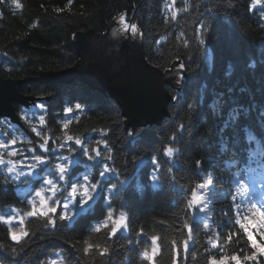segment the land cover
Segmentation results:
<instances>
[{"label": "trees", "instance_id": "obj_1", "mask_svg": "<svg viewBox=\"0 0 264 264\" xmlns=\"http://www.w3.org/2000/svg\"><path fill=\"white\" fill-rule=\"evenodd\" d=\"M124 13L151 65L166 71L179 62L184 70L180 87H167L174 98L168 117L127 129L118 103L80 80L23 87L42 100L16 105L24 127L0 118V140L8 145L0 157L35 176L21 172L16 180L6 164L0 167V264H212L233 255L240 264H264V255L244 259L254 249L240 227L245 217L259 220L253 206L264 212V0L255 8L252 0H0V77L30 79L75 66V34H104ZM45 139L49 151L40 148ZM168 147L178 151L169 157ZM59 163L68 165L63 180ZM208 179L213 184L201 187ZM41 188L57 212L29 216ZM193 191L202 200L189 206ZM68 202L74 203L65 208ZM121 214L124 230L113 234ZM249 230L264 243V228ZM12 231L27 235L14 241ZM154 247V260L145 259Z\"/></svg>", "mask_w": 264, "mask_h": 264}, {"label": "water", "instance_id": "obj_2", "mask_svg": "<svg viewBox=\"0 0 264 264\" xmlns=\"http://www.w3.org/2000/svg\"><path fill=\"white\" fill-rule=\"evenodd\" d=\"M124 22L133 25L126 18ZM73 47L79 60L71 68L41 71L36 78L23 80L0 77V118H9L24 127L16 105L28 108L42 98L23 94V87L70 84L76 80L114 99L122 110L127 129L160 125L168 117V106L174 98L167 87L179 88L184 70L178 67L179 62L166 71L151 65L144 53L141 33L125 30L121 17L114 19L104 34L93 29L77 32Z\"/></svg>", "mask_w": 264, "mask_h": 264}, {"label": "snow or ice", "instance_id": "obj_3", "mask_svg": "<svg viewBox=\"0 0 264 264\" xmlns=\"http://www.w3.org/2000/svg\"><path fill=\"white\" fill-rule=\"evenodd\" d=\"M173 2H174V0H173ZM259 2H260V0H252V7L255 8L256 5ZM175 14H176L175 12L172 13L173 16H175ZM121 23H124L125 30H128L130 28L132 33L136 34L138 32L137 26L135 24L128 25V24H126L124 22L123 15H121ZM199 43L200 44H204L205 43V41H204L202 36H201V38L199 40ZM40 107H43V105H40ZM75 107H76V109H80L81 105L79 103H77L75 105ZM72 110L73 109L70 108V107L66 109L67 112H72ZM39 119H40V123L44 124V122H45L44 116H40ZM63 127L65 129H67L69 127L68 122H65ZM37 135H40V133L37 132ZM64 138L66 140H68V141H72L73 140V136L68 135L67 133H65ZM175 139H176V135L174 134L172 136V140L174 141ZM15 142H16L15 140L11 141V143H13V144H15ZM47 143H48V141H47V139H45L44 142L40 144V148L45 149V151H49V149L46 148ZM99 143H105V141L102 140ZM75 144L76 145H80L81 144L80 138L77 137L75 139ZM7 147H8V145L3 140H0V149H6ZM92 150L95 151V149H92ZM88 151H89L88 149H85V153H87ZM174 151H178V150L174 149L173 147H168L166 149L167 155L169 157L173 156ZM8 155L9 156H14V155H16V153L15 152H9ZM96 155L100 156L101 153L99 151H97ZM32 159L35 162L39 163V164H44L45 163V158L42 155H34L32 157ZM62 159L67 161L69 158L68 157H63ZM8 163L12 164V161L9 160ZM0 164H4L3 157H0ZM36 166H37L36 163L31 165V167H33V168H35ZM55 169H56V171H58L60 173L59 179L63 180L65 178V174L67 173L68 165L66 163H59V164L55 165ZM9 171H12V169L9 168ZM107 171H108V169L105 168L104 171L100 173V175L104 176ZM155 179H157V177L153 176V180H155ZM85 180H87V177H85ZM44 182L47 185H50L52 190H55L56 184L54 183V181L52 179H46ZM211 184H213V180L208 179L207 183L205 185H201V187L207 188V186L211 185ZM80 187L83 188V191H82L83 198L85 200H91L93 197H92L91 192L89 191V188L87 186H83V185H81ZM91 188L93 190L97 189V184L93 183L91 185ZM77 190H78V185L77 184H72V186H71V195L75 196L76 193H77ZM43 193H44V189L43 188H41L39 191L36 192V196L39 197V206H37L35 201H33L32 202V204H33L32 210L30 212H28L27 215L36 216L37 214H39V215L48 217L50 213H56L57 212V207L56 206H50L48 198H46ZM233 199H235V197H233ZM201 200H202V197L199 196L197 194V192L193 191L192 192V199L188 202L189 206L199 205L201 203ZM67 207H68V205L65 204V208H67ZM250 211H252L253 217H259V220H256V219H253V218H249V217H245V220L247 221V223H240V227L242 229H244V231L246 233H248V240L251 242L252 249H254V252H253L252 255L244 257L245 260H255L256 257H257V254L264 255V243H257V240L253 237L252 233L249 230V225H251L252 227H256L258 225L260 228H264V212H261V210L259 208H256L255 206H253V209H250ZM108 216H109V218H111L112 213L109 212ZM0 219H3V218L0 217ZM59 219L60 220H67L68 219L67 213H65L64 215H61L59 217ZM21 222H23V221H21ZM124 222H125V217H124L123 214H121L120 218L113 222L114 223V227H112V229H111L112 233L115 234L117 232V230L120 229L124 225ZM238 223H239V221H238ZM22 235H27V233L21 232L20 234H18L16 231H12L11 232V239L14 240V241H18ZM155 240H156V238L153 237V243L154 244H155ZM89 247H91V245H89ZM213 247H215L214 244H213ZM87 250L88 249L85 248V251H87ZM105 251H107V249H105ZM156 251H157V249L155 247L152 249L151 253L149 251L145 250L143 252V256H144L145 259H147L149 261H153L154 260V256L156 254ZM231 259L233 261H236V264H240V258L238 256L233 255L231 257ZM213 264H216V262L213 261ZM220 264H227V258H225V260L220 261Z\"/></svg>", "mask_w": 264, "mask_h": 264}, {"label": "rangeland", "instance_id": "obj_4", "mask_svg": "<svg viewBox=\"0 0 264 264\" xmlns=\"http://www.w3.org/2000/svg\"><path fill=\"white\" fill-rule=\"evenodd\" d=\"M121 15H123V17L124 18H126V20H127V14L126 13H124V14H121ZM121 15L119 16V17H121ZM176 71L178 70V68L177 67H175L174 68ZM182 69V68H181ZM29 86V85H28ZM23 90V89H22ZM169 107V106H168ZM13 123V122H12ZM14 124V123H13ZM18 126V125H17ZM142 128V127H141ZM19 163L21 164V163H23L22 161H19ZM6 164V166H7V168H8V170H9V168H11L12 169V171H9V173H10V175H12V177L14 178V179H16V180H19V173H21V172H23L25 175H31V176H35V174L33 173V170L32 169H25V168H19L18 167V164H16V162L15 161H12V164H9L8 162H6V161H4V164H0V167H3L4 165ZM4 170V168L2 169V171ZM50 186V185H49ZM78 192V191H77ZM44 194V196L47 198V197H49V196H47L45 193H43ZM50 196H51V199L52 198H54V196H55V193H53V192H51L50 193ZM72 197V196H71ZM33 201H35V203H37L38 204V206H39V197H37L36 198V200H31V204H32V202ZM48 201H49V199H48ZM74 202H68L67 203V205L68 206H70V205H72ZM264 203V202H263ZM49 205H50V201H49ZM32 206H33V204H32ZM68 208V207H67ZM120 218V216L118 217V219ZM117 219V220H118ZM13 222H16L15 221V219H13L12 221H10L9 222V225H11ZM124 225L120 228V229H118V230H124ZM209 242H210V244H211V247H212V249H216L217 247H218V239H217V235H216V233H211V235H210V238H209ZM213 244L215 245V247H213ZM225 258H227V264H235L236 262L235 261H233L232 259H231V257H229V256H222V257H220V258H218V259H214L213 261H215L216 262V264H220V261H222V260H225ZM213 261H212V264H213Z\"/></svg>", "mask_w": 264, "mask_h": 264}, {"label": "clouds", "instance_id": "obj_5", "mask_svg": "<svg viewBox=\"0 0 264 264\" xmlns=\"http://www.w3.org/2000/svg\"><path fill=\"white\" fill-rule=\"evenodd\" d=\"M113 187H115V185H113Z\"/></svg>", "mask_w": 264, "mask_h": 264}]
</instances>
